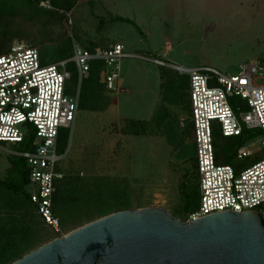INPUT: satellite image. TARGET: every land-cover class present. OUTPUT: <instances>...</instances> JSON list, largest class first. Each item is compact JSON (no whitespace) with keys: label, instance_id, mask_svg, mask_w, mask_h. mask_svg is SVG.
Here are the masks:
<instances>
[{"label":"rangeland","instance_id":"1","mask_svg":"<svg viewBox=\"0 0 264 264\" xmlns=\"http://www.w3.org/2000/svg\"><path fill=\"white\" fill-rule=\"evenodd\" d=\"M66 15L58 19L41 14L31 20L21 15L2 17V48L24 41L37 48L45 63H50L72 56L74 45L88 47L93 42L109 45L119 41L125 51L149 58L151 53L164 55L170 65L209 66L223 73L237 72L242 63L264 59V0H78ZM115 15L134 23L112 20ZM119 65L121 76L134 66L151 67L152 71L157 66L138 57H124ZM145 80L150 81V77ZM255 81L263 83L264 78L257 76ZM79 83L77 75L74 94L77 90L79 93ZM101 90L110 97L116 92L104 88L103 77ZM133 96L137 98V94ZM174 111L175 119L159 126L148 124L144 135L132 134L126 122L112 125L109 133L119 141L108 152L96 144L98 123H92L88 113L80 111L72 127L62 128L68 131V140L60 171L63 176L79 175L84 179L77 191L62 194L64 217L57 218L63 234L98 218L101 208L114 210L116 198L110 190L119 186L126 188L131 209L159 206L183 220L180 211L198 206L191 124L189 120L185 127L178 123V118H188L189 111L183 109V104ZM213 136L218 162L235 163L233 152L242 142L252 155L238 163L250 164L257 156H264L258 129L244 141L223 137L218 130ZM19 151L17 144L0 143V181L9 177L8 157ZM180 180L191 185L190 196L189 191L180 196ZM5 186L0 188V200L8 195ZM39 225L41 244L59 235L43 222Z\"/></svg>","mask_w":264,"mask_h":264},{"label":"built area","instance_id":"2","mask_svg":"<svg viewBox=\"0 0 264 264\" xmlns=\"http://www.w3.org/2000/svg\"><path fill=\"white\" fill-rule=\"evenodd\" d=\"M124 57L149 59L188 76L190 112L188 118L179 119V125L185 127L187 120L191 124L199 202L186 213V219L221 210H251L264 216V156L250 164L238 163L252 155L241 145L234 165L218 162L213 136L214 130L223 137H234L244 129H258L264 148V82L255 81L257 76L264 78V59L242 63L237 72L223 73L209 66L170 65L125 51L122 43L115 42L93 50L74 45L70 58L45 63L37 48L14 41L0 53V142L16 144L32 136V148L16 155L25 159L26 191L42 222L62 233L53 212L55 184L64 175L59 168L64 153L57 152V137L60 129L73 126L79 97L78 90L67 92L71 77L67 64L74 63L81 80L88 76L92 61L101 62L104 88L116 91Z\"/></svg>","mask_w":264,"mask_h":264},{"label":"water","instance_id":"3","mask_svg":"<svg viewBox=\"0 0 264 264\" xmlns=\"http://www.w3.org/2000/svg\"><path fill=\"white\" fill-rule=\"evenodd\" d=\"M10 264H264V216L221 210L182 220L145 206L108 213Z\"/></svg>","mask_w":264,"mask_h":264},{"label":"trees","instance_id":"4","mask_svg":"<svg viewBox=\"0 0 264 264\" xmlns=\"http://www.w3.org/2000/svg\"><path fill=\"white\" fill-rule=\"evenodd\" d=\"M77 1L78 0H0V20L2 17L19 15L27 20H31L35 16L41 14L61 19L67 16L66 14H68ZM46 3L48 6L45 5ZM112 20L134 23L133 20L119 15L113 16ZM1 43L0 41V53L7 48L3 49ZM86 48L89 50L94 49L93 46H88ZM42 58L41 55V60L45 62ZM67 68L71 71L67 92L72 94L75 90L73 85L77 86L78 74L74 63L69 62ZM102 69L103 66L101 62L92 61L90 63L88 76L80 80L78 97L79 109L101 111L109 104L111 97L102 93L101 90V78L103 77ZM159 74L161 78V91L157 109L148 121L127 120L126 123L129 125L132 134L144 135L146 134L145 131L148 124L159 126L163 122L175 119L176 112L174 110L181 104H183L184 110L188 108L190 112L188 76L178 73V71L167 65H159ZM252 132L254 131L244 129L241 135L234 137L237 141H244L249 139ZM67 140L68 131L60 129L57 137L58 153H64ZM236 140L232 141V143L236 142ZM232 143L230 144L232 145ZM16 144L20 150H30L32 148V136L28 135L22 142ZM241 144L239 146H241ZM235 152H233L234 156ZM8 158L10 162L8 170L9 177L6 180L0 181V188L2 185H6L5 187L8 190L7 197L0 200V264H10L28 251L41 245L39 240V232L41 230L39 221L42 222V220L36 212L35 205L31 202L29 194L26 191L29 178L25 159L19 155H10ZM230 164L234 165L235 163L232 161ZM83 183L84 179L79 175L63 176L56 182V190L53 195V212L56 217H60L61 219L64 217L61 210V204L63 205L64 202V200L61 199L62 194L67 192L68 195L69 192L77 191ZM178 185L180 196L188 191V196L192 194L190 184L186 185L185 181L180 180ZM125 189L124 186H119L110 190L111 196L116 198V207L114 210L101 208L97 217L130 208L131 205L128 193L125 192ZM98 201H100V197ZM190 210L192 209L186 207L184 211H180L178 215L185 220L186 213Z\"/></svg>","mask_w":264,"mask_h":264},{"label":"crops","instance_id":"5","mask_svg":"<svg viewBox=\"0 0 264 264\" xmlns=\"http://www.w3.org/2000/svg\"><path fill=\"white\" fill-rule=\"evenodd\" d=\"M166 41L169 40L166 39L165 43ZM91 44L94 48L107 47L110 45H100L95 42ZM150 55L153 58L159 57V59L166 62L164 55H161V57H157V55L152 53ZM157 66L159 67L158 64ZM157 66L154 71H152L151 67H148V70L147 67L141 68L139 66H134L132 68H128L122 76L119 75V79L117 81L118 90H116L115 94L113 93L114 96L111 94L112 92L110 93L112 96L105 109L101 111H92L78 108L76 116L77 121L78 114L81 111V113H88L92 123H98L97 131H99V135H97L96 144L102 145L104 152H108L109 149L114 148L119 141V137L114 140L109 133V128L112 125H118L129 119L148 121L155 113L159 103L161 91V78L159 68H157ZM149 77L150 81L145 80ZM133 93L137 94V98L133 96Z\"/></svg>","mask_w":264,"mask_h":264}]
</instances>
